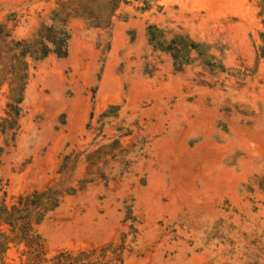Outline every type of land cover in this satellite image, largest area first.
Returning <instances> with one entry per match:
<instances>
[{
	"label": "rangeland",
	"instance_id": "1",
	"mask_svg": "<svg viewBox=\"0 0 264 264\" xmlns=\"http://www.w3.org/2000/svg\"><path fill=\"white\" fill-rule=\"evenodd\" d=\"M55 1L0 0V23L30 38ZM129 1L110 34L73 19L68 56L31 66L16 132L0 130V202L76 189L36 227L46 259L114 244L122 245L121 260L111 264H264L257 0ZM146 23L211 44L226 71L198 61L175 70L169 54L148 45ZM5 102L3 90L0 121ZM110 104H120L121 115L96 138L120 144L103 167L107 181L77 190L84 155L97 147L98 115ZM126 128L132 134L121 137ZM68 154L75 163L62 167ZM0 264L34 263L12 243Z\"/></svg>",
	"mask_w": 264,
	"mask_h": 264
},
{
	"label": "trees",
	"instance_id": "2",
	"mask_svg": "<svg viewBox=\"0 0 264 264\" xmlns=\"http://www.w3.org/2000/svg\"><path fill=\"white\" fill-rule=\"evenodd\" d=\"M129 0H56L55 7L48 14V22L42 21L30 38H17L6 22L0 23V93L5 90V117L1 118L0 130L13 136L18 127V118L25 89L30 77L31 66L48 55L53 54L58 59H64L69 53L71 38L70 22L81 19L86 27L112 30L113 17L121 4ZM144 10L149 7L143 2ZM258 16L264 28V0H257ZM145 36L148 45L154 52L169 54L174 69L180 71L183 67L196 61L209 68L210 71L224 72L226 66L213 52V46L192 37L187 32H172L155 23H146ZM264 41V31L260 32ZM258 55L264 57V43L258 46ZM120 104H110L97 118L98 132L91 145L97 147L84 155L86 164L85 177L79 180L77 190L84 188L94 180H105L103 167L108 165L116 154L112 152L115 146H120L118 140L99 145L96 138L102 128L113 118L121 115ZM90 122L87 123V129ZM132 129L126 128L121 137L130 136ZM125 148L120 147V152ZM126 152V151H125ZM83 154L80 152L79 155ZM70 155L64 156L62 167L73 164ZM264 179V178H262ZM264 181V180H263ZM75 188L57 190L48 187L43 191H35L27 195L17 196L15 202L8 205L0 202V254H4L10 244H23L34 264H111L113 260H121L122 245L108 244L90 250L73 252L60 251L50 259L44 258L42 240L36 227L47 213L54 210L64 193H75Z\"/></svg>",
	"mask_w": 264,
	"mask_h": 264
}]
</instances>
